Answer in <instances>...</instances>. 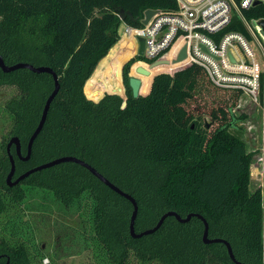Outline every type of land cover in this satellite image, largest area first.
Returning a JSON list of instances; mask_svg holds the SVG:
<instances>
[{
	"label": "trees",
	"instance_id": "trees-1",
	"mask_svg": "<svg viewBox=\"0 0 264 264\" xmlns=\"http://www.w3.org/2000/svg\"><path fill=\"white\" fill-rule=\"evenodd\" d=\"M174 7L173 0H0L1 60L6 65H46L59 83L28 160L16 161V167L22 172L54 158L73 156L135 199V231L151 228L168 210L181 217L196 213L206 220L208 237L228 242L236 261L264 264V195L260 190L249 192L252 156L242 139L229 131L244 118L232 112L240 90L213 85L198 64L173 74L159 73L166 71L163 62L154 66H162L161 70L140 77L136 70L150 67L134 62L131 74L142 80V96L133 98L130 93L121 107L122 98L117 95L122 93L121 75L127 84L129 65L143 57L129 59L134 51H128L129 40L121 28L117 40L120 20L115 11H129L131 18L123 22L136 27L145 9ZM244 16L264 19V2L246 10ZM232 28L245 34L238 23ZM119 55L123 57L113 89L116 94H105L96 103L87 100L81 91L85 80L90 77L86 95L94 96L97 77L110 63L113 80ZM106 76L110 80L108 72ZM2 85L16 89L2 106L9 114L7 135L17 136L24 145L52 88V77L29 69L0 70ZM7 168L3 154L0 264H36L20 238L17 215L2 217L11 204L24 198L21 184L49 190L63 206L73 204L83 193L88 196L89 264H130V259L138 264H234L223 243L201 242L203 225L196 217L178 223L167 216L156 231L131 238L129 201L74 162L31 173L11 188L3 180Z\"/></svg>",
	"mask_w": 264,
	"mask_h": 264
},
{
	"label": "built area",
	"instance_id": "built-area-1",
	"mask_svg": "<svg viewBox=\"0 0 264 264\" xmlns=\"http://www.w3.org/2000/svg\"><path fill=\"white\" fill-rule=\"evenodd\" d=\"M173 1L175 7L170 10L153 9L145 24L140 23L143 14L136 27L120 20L119 28L135 40L134 53L137 55V38L143 40L140 57L149 63L170 52L176 61L184 47L187 61L175 71L198 64L213 85L240 90L232 112L235 116L243 112L247 117L237 121L236 127L243 126L246 133L256 134L257 119L264 124V32L259 23L264 19L245 18L244 12L255 6L254 2L261 4L264 0ZM237 23L245 34L232 28ZM249 170L250 177L251 170L256 173L253 177L262 176L256 167Z\"/></svg>",
	"mask_w": 264,
	"mask_h": 264
},
{
	"label": "rangeland",
	"instance_id": "rangeland-1",
	"mask_svg": "<svg viewBox=\"0 0 264 264\" xmlns=\"http://www.w3.org/2000/svg\"><path fill=\"white\" fill-rule=\"evenodd\" d=\"M122 30V29H121ZM125 31H123L124 33ZM118 36L117 40H120L119 30L117 31ZM127 34L129 40L128 51H134L135 46L133 39L130 34ZM116 40V42H117ZM115 42V43H116ZM114 43V44H115ZM113 44V45H114ZM112 46V45H111ZM111 48H109L110 50ZM108 52V51H107ZM106 52V53H107ZM108 54V53H107ZM136 54L133 53L129 59L136 58ZM122 55H119L117 59V67L114 70V78L112 80V70L113 65H105L102 72L98 75L99 84L95 85L94 88L98 89L94 96L86 95V82L90 78L88 77L85 80V84L82 85V93L87 100H90L96 103L100 100L105 94L113 93L115 89L116 74L118 73L119 67L122 63ZM129 59L121 66L120 75L124 65H126ZM144 62L146 67H150L145 71H159L161 67L150 66L149 62H145L143 59L134 60L129 65L127 71V79L131 74V67L134 62ZM98 65V62L97 64ZM95 65V66H96ZM97 67V66H96ZM165 68V67H164ZM96 68L93 69V71ZM92 71V72H93ZM167 71V68H166ZM166 71H161L166 72ZM106 72L109 73L110 80L106 76ZM93 73L90 74V76ZM158 74V73H157ZM145 74H141L140 77H143ZM155 75V74H154ZM153 75V76H154ZM152 76V77H153ZM134 77V76H133ZM151 77V78H152ZM126 79V80H127ZM139 79V78H137ZM152 80V79H151ZM141 81V80H140ZM121 84H122V93L118 96L127 97L130 95L131 91L127 84L122 80L121 75ZM105 85V86H104ZM104 87H108L107 91L102 92L101 90ZM16 89L13 86H0V143L3 146L8 137V126H9V114L3 110L2 106L4 101L15 94ZM148 93V92H147ZM145 96V95H144ZM258 116V113L252 112ZM247 117V114L240 113V115ZM251 114V112H248ZM206 119V118H205ZM251 119H246L250 122ZM255 123V122H254ZM258 125L257 132L255 133H246L244 127H235L230 129L231 134H235L242 139L244 143V148L247 153H251V161L248 167H256V171H260L262 176L253 175L248 177V190L252 193L255 190H260L261 194L264 195V124L257 119L255 123ZM251 170V174H256ZM258 177V178H257ZM261 178V179H260ZM20 187L24 190V198L19 203L11 204L7 211L3 215L14 216L17 215L20 225V238L23 240L24 244L29 248L34 255V261L36 264H89L88 259L90 257V246L88 234H90V223L89 218L91 212H89L90 199L88 196L83 193L82 196L78 197L73 204L63 206L59 203L58 199L51 194L49 190H43L35 187H28V184H21ZM8 198V197H7ZM8 200V199H7ZM130 264H138L137 261L131 260Z\"/></svg>",
	"mask_w": 264,
	"mask_h": 264
},
{
	"label": "water",
	"instance_id": "water-1",
	"mask_svg": "<svg viewBox=\"0 0 264 264\" xmlns=\"http://www.w3.org/2000/svg\"><path fill=\"white\" fill-rule=\"evenodd\" d=\"M258 4L257 2H254V5ZM117 17L119 18V20L123 21L125 19V17H129V19L131 18V14L129 11H124L122 8L117 9L116 11ZM154 12L153 9L151 8H147L144 10L143 13V19L140 21V23L145 24V22L147 21V19L152 15V13ZM262 28V31L264 32V23L263 21L259 22ZM138 42V49H137V55L141 56L142 52H143V40L141 38H137L136 39ZM185 48L182 47L179 51V53L177 54V58L176 61H180L183 60L185 58ZM165 62L164 60L161 61H153L150 63V66L159 64V63H163ZM16 69H29L31 72L39 74V73H47L50 75V77H52V88L49 91L48 95L45 98V101L43 103V106L41 108V114L39 116V119L36 123V125L33 127L34 129L32 130V132L29 135V138L26 142V153L23 157L20 156V145H19V141L18 138L16 136H12L11 138H9V140L6 143V154L8 155V163H9V170L7 172V174L5 175V185L8 188H11L15 185H17L19 182H21L22 180H24L26 177H28L31 173L37 172V171H41L44 169H47V167H51L53 165H57L59 163H64V162H74L80 166H83L84 168H86L89 173L99 179L104 185H106L111 191H113L114 193L120 194L121 196H123L125 199H127L131 205V214L129 217V221H128V233L130 235L131 238H139L141 236H145V235H149L152 232L156 231L159 226L162 224V222L167 218V216H173L175 218V220L178 223H184L186 221H188L191 217H196L201 224L203 225V229H202V234H201V242L205 243V244H211V243H223L226 249V254L228 256V258L234 263V264H245L239 261H236L233 258L232 252H231V248L228 242H226L224 239L221 238H210L208 237V225L206 220L204 219V217L202 215L196 214V213H188L186 215H184V217H181L179 214H177L176 212L172 211V210H168L167 212L161 214L159 216V218L157 219V221L151 226V228L142 230V231H135L134 227H133V223H134V219L137 213V206H136V201L135 199L129 195L128 193H125L123 191H121L118 187L114 186L112 183H110L105 177H103L99 172L97 173L89 164H87L85 161H80L79 159L73 157V156H64V157H59V158H54L51 160H48L45 163H41L38 164L36 166L30 167V169L25 170L24 172L20 173L19 175H17L13 181L11 180V177L13 175L14 172V163L13 160L9 154V148L10 146L13 144L15 145V152L16 154L19 156V158L22 161H26L29 158V154H30V149H31V143L34 140V138L37 136V134L41 131L43 123L45 121V117L47 114V109L49 107V104L51 103V101L53 100V98L56 96L58 88H59V83H58V76H56V74L51 70V68H49L48 66L44 65V66H34L30 63H24V62H16L10 65H6L0 58V70L3 73H9L10 71L16 70ZM138 73L141 74H146L147 71L143 70V69H137L136 70ZM140 85V80L137 79L136 77L133 76H129L128 80H127V86L129 88V91H131V96L133 98H136L138 96H142L139 94L138 88ZM107 94H111V93H107ZM122 103H121V107H123L125 105V99L126 97H122ZM206 127H208V124H206ZM6 264V262L4 263Z\"/></svg>",
	"mask_w": 264,
	"mask_h": 264
},
{
	"label": "flooded vegetation",
	"instance_id": "flooded-vegetation-1",
	"mask_svg": "<svg viewBox=\"0 0 264 264\" xmlns=\"http://www.w3.org/2000/svg\"><path fill=\"white\" fill-rule=\"evenodd\" d=\"M13 136V135H12ZM12 136H10L9 138H11ZM15 136V135H14ZM17 137V136H16ZM9 138L6 140V142L4 143V147H3V150H2V148H1V146H0V157H1V155H5V157H6V159H7V163H8V155L6 154V151H5V148H6V143H7V141L9 140ZM28 140V139H27ZM27 140H26V142H27ZM19 141V140H18ZM26 142H25V144L23 145V144H21L20 142H19V145H20V151H19V153H20V156L21 157H23L24 155H25V153H26ZM32 146V145H31ZM30 151H31V149H30ZM9 154H10V156H11V158H12V160H13V163H14V172H13V175H12V177H11V180L13 181V179L17 176V175H19L20 173H22V172H24V171H22V172H20L21 171V169H19V168H17L16 167V161H21V162H25V161H22L20 158H19V156L16 154V152H15V145H11L10 146V148H9ZM28 160V159H27ZM26 160V161H27ZM28 169H30V168H28ZM27 169V170H28ZM8 170H9V163H8V168H7V171L5 172V174H4V176H3V180H4V178H5V175L7 174V172H8ZM4 183H5V180H4ZM21 182H19L18 184H20Z\"/></svg>",
	"mask_w": 264,
	"mask_h": 264
},
{
	"label": "bare ground",
	"instance_id": "bare-ground-1",
	"mask_svg": "<svg viewBox=\"0 0 264 264\" xmlns=\"http://www.w3.org/2000/svg\"><path fill=\"white\" fill-rule=\"evenodd\" d=\"M121 28V27H120ZM120 28H119V31H120ZM125 33V32H124ZM126 35V33H125ZM132 38V37H131ZM133 39V38H132ZM134 42V46H135V40H133ZM172 52L164 55L163 59H161V61H165L166 62V66H167V73L169 72H173L175 71L176 69L180 68L181 66H183V64L186 63L187 60L183 59V60H180V61H174L172 60V56L171 55ZM141 63L144 64V62L141 61ZM160 64V63H159ZM157 65V64H156ZM141 85H142V80L140 81V85H139V88H138V91H140V88H141ZM253 175V174H252ZM254 178V177H253Z\"/></svg>",
	"mask_w": 264,
	"mask_h": 264
}]
</instances>
